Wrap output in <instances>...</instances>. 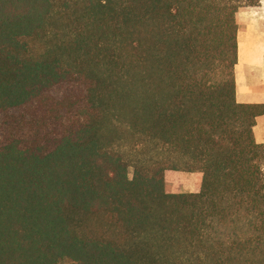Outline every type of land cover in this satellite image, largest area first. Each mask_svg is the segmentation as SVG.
I'll return each instance as SVG.
<instances>
[{"label": "trees", "instance_id": "trees-1", "mask_svg": "<svg viewBox=\"0 0 264 264\" xmlns=\"http://www.w3.org/2000/svg\"><path fill=\"white\" fill-rule=\"evenodd\" d=\"M250 3L0 0V264H264Z\"/></svg>", "mask_w": 264, "mask_h": 264}, {"label": "rangeland", "instance_id": "rangeland-1", "mask_svg": "<svg viewBox=\"0 0 264 264\" xmlns=\"http://www.w3.org/2000/svg\"><path fill=\"white\" fill-rule=\"evenodd\" d=\"M250 4L252 6L244 7L240 9L239 12L236 14V24H237V36H236L237 63L236 64L237 65L234 66L236 102L241 100L243 94L247 92V90L249 89H252L253 93L255 94L254 96L255 101L264 102V0H251ZM240 33H243V35H247V37L253 40L252 44L256 47L258 51V55H260L261 64L257 66V68H254L253 69L254 71L253 70L246 71L244 69L243 64L240 63V59L238 57L240 51L238 46V36L240 35ZM258 105H264V103H258ZM255 125H256V121H255ZM261 125L262 128L264 129V124ZM252 132H253V128H252ZM258 136H257V140L260 139ZM262 166L264 172V162ZM131 176H132V168L129 167L128 177L131 178ZM200 181H201V175L199 178L198 175L196 174L181 172V171H167L165 173L166 189L170 193H174V194L188 193L190 191L197 192L200 188Z\"/></svg>", "mask_w": 264, "mask_h": 264}, {"label": "bare ground", "instance_id": "bare-ground-1", "mask_svg": "<svg viewBox=\"0 0 264 264\" xmlns=\"http://www.w3.org/2000/svg\"><path fill=\"white\" fill-rule=\"evenodd\" d=\"M252 42H253V40L251 38L247 37V35H243V33H240V35L238 36V46H239V50H240L238 57L240 59V63L243 64L244 69L246 71L249 70L250 67L255 68V67L259 66V64H260V55H258V51H257L256 47L252 44Z\"/></svg>", "mask_w": 264, "mask_h": 264}, {"label": "crops", "instance_id": "crops-1", "mask_svg": "<svg viewBox=\"0 0 264 264\" xmlns=\"http://www.w3.org/2000/svg\"><path fill=\"white\" fill-rule=\"evenodd\" d=\"M255 68H257V67H255ZM252 69H254V68L250 67L249 70H252ZM254 96H255V94L253 93L252 89H249V90H247V92H245L243 94L242 99L239 100V101H237V102L240 103V104H255V103L258 104V103H264V102L255 101L254 100ZM255 121H256V125L253 127V133H254L255 141H256V143L261 144V143H264V138H263L264 137V129L262 128V125H261V124H264V115L263 116L256 117V120ZM257 136L260 139L257 140ZM192 174L198 175L199 178H200V175H201L199 173H192ZM194 192H196V191H194ZM188 193H193V192L190 191Z\"/></svg>", "mask_w": 264, "mask_h": 264}]
</instances>
